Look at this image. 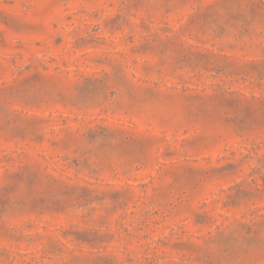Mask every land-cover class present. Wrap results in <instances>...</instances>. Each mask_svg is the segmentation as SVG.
<instances>
[{
  "label": "rangeland",
  "instance_id": "rangeland-1",
  "mask_svg": "<svg viewBox=\"0 0 264 264\" xmlns=\"http://www.w3.org/2000/svg\"><path fill=\"white\" fill-rule=\"evenodd\" d=\"M0 264H264V0H0Z\"/></svg>",
  "mask_w": 264,
  "mask_h": 264
}]
</instances>
